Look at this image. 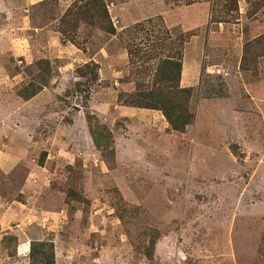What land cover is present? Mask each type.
Listing matches in <instances>:
<instances>
[{
  "label": "rangeland",
  "instance_id": "374dc122",
  "mask_svg": "<svg viewBox=\"0 0 264 264\" xmlns=\"http://www.w3.org/2000/svg\"><path fill=\"white\" fill-rule=\"evenodd\" d=\"M76 1L0 0V264H30V243L45 240L56 264H264V58L241 70L264 0H237L226 23L215 20L232 0H105L116 34L82 23L64 42ZM176 48L181 86L195 89L185 133L118 101L157 65L140 56ZM42 59L53 78L24 101ZM92 62L90 84L79 69ZM88 117L112 132L114 159Z\"/></svg>",
  "mask_w": 264,
  "mask_h": 264
},
{
  "label": "trees",
  "instance_id": "16d2710c",
  "mask_svg": "<svg viewBox=\"0 0 264 264\" xmlns=\"http://www.w3.org/2000/svg\"><path fill=\"white\" fill-rule=\"evenodd\" d=\"M233 7L228 12H221L220 17H216L215 22L226 23L230 19L226 17L229 12L238 10L237 0H232ZM220 10V9H219ZM218 10V11H219ZM233 15V14H232ZM234 16V15H233ZM59 32L65 38L63 41H71L73 35L71 32L80 28L82 23L96 25L99 30L107 34H116V28L111 22L110 13L105 0H79L74 2L68 8L60 19ZM185 41L180 39L183 46ZM158 42V46H159ZM144 61L156 59L157 65L143 67L136 76L135 89L132 92H122L118 96V101L122 106L128 108H137L145 110H156L162 113L170 131L185 133L187 129L194 124L196 119L193 107V98L195 89L192 87H182V50L173 49V53L164 55L161 50L153 54L140 56ZM133 58V56H132ZM264 58V33L253 38L245 44L244 55L241 62L243 72L250 71L251 67L257 68L255 63ZM253 63V64H252ZM251 64V65H250ZM39 72L33 80L29 81L18 91V96L29 101L40 94L49 86L53 78L52 62L48 59L39 60L36 63ZM85 68H88L86 71ZM99 65L92 62L91 65H85L80 70L81 77L87 78L88 83L93 84L99 79ZM90 122V133L95 146L103 153V156L114 159L113 145L114 136L110 129L101 123H95L88 117ZM40 165H43L41 163ZM73 193L69 189L67 198ZM18 239L16 237H4L2 243L9 255L18 254ZM155 240L151 241L147 250L139 251L147 258H153V249ZM30 264H56L55 243L52 240L32 241L29 250Z\"/></svg>",
  "mask_w": 264,
  "mask_h": 264
}]
</instances>
